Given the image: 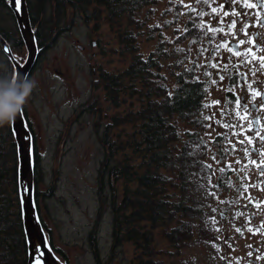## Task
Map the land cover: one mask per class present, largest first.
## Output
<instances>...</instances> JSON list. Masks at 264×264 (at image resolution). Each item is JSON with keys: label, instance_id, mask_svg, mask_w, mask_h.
<instances>
[{"label": "rangeland", "instance_id": "rangeland-1", "mask_svg": "<svg viewBox=\"0 0 264 264\" xmlns=\"http://www.w3.org/2000/svg\"><path fill=\"white\" fill-rule=\"evenodd\" d=\"M196 5L197 0H153L140 15L139 28L134 29L132 48L122 44L124 27L111 29L104 19L98 24L88 23L86 19L79 18L75 11L67 13L60 22L64 21L62 25L50 26L51 31L55 34L58 31V34L47 49L38 52L37 65L28 74L37 86L22 112L26 129L31 133V157L34 158L36 150L40 158L41 181L33 188L37 217L43 226L47 245L59 264H148L151 254L146 251L149 249L154 254V263L169 264L172 259L179 264L226 262L227 257L216 255L222 251L216 247L217 242L224 247L222 255H225V247L230 241L227 226L226 230L221 227V210L218 208L216 211L215 204L202 206L213 217V224L204 229V235L210 232L211 240L214 238L211 245L206 244L210 239L201 241L203 238L198 235V228L202 227L198 221L178 213L172 225H163V222L153 225L151 221L133 225L141 233H150L152 240L147 239L146 242L150 248H138L133 242L124 240L113 253L109 220L104 218L101 227L97 223L98 170L105 148L99 133L104 132L116 118L119 127L115 128L113 135L115 138L120 136L119 143L127 140V133L137 122L132 119L127 124L122 117H126L124 115L129 111L133 113V105L140 106L144 100L136 95L138 100L134 104L128 97L122 102V86L115 88L114 98L110 97L102 76L106 74L112 84V77L122 76L132 59L153 63L161 61L165 50L173 53L180 47L189 53L190 59L195 60V55H201L200 50L205 48L200 49V35L197 33L198 38L185 40L186 36L176 35L175 29L182 27L183 23H177L185 19L184 35H187V22L194 19L193 14L199 19L196 28L200 29L203 16H197L194 10ZM155 24L159 26L156 31L153 30ZM0 28L12 40L18 37V24L10 11L0 9ZM19 53L16 62L24 65L28 58L26 46L23 45ZM149 68L146 76L150 75ZM133 78L135 81L136 77ZM146 90L147 86L141 85L142 93ZM134 91V94H139L138 87L135 86ZM117 100L120 107L109 102L115 101L114 104H117ZM217 101L219 103H215ZM204 113L208 117L202 116L204 125L201 128L202 148L198 151L200 157L216 163V168L228 169L232 150L227 145L230 137L225 117L229 115V110L219 92L210 91ZM173 145L179 149L181 158H186L187 151L181 142ZM169 147L171 153V142ZM134 163L139 166L136 158ZM204 163L205 166L198 164L191 170L192 178L188 177L190 182L185 179L183 168V171L170 168L163 172L167 206L172 201L182 204L190 195H195L198 205L201 199H213L215 193L211 190L216 189L207 184L208 173L212 177L211 166ZM115 187L119 202L125 204L128 187L121 180L115 182ZM107 190H110V186ZM169 218L166 214L164 221ZM179 221L181 224H177ZM189 224L190 227L195 225L193 236L187 232ZM173 226L177 227V235L171 240ZM235 245L242 248V241ZM228 263L235 261L228 258Z\"/></svg>", "mask_w": 264, "mask_h": 264}, {"label": "trees", "instance_id": "trees-1", "mask_svg": "<svg viewBox=\"0 0 264 264\" xmlns=\"http://www.w3.org/2000/svg\"><path fill=\"white\" fill-rule=\"evenodd\" d=\"M152 2L153 0H26V9L34 33L37 52H42L50 46L51 40H54L58 34V31L56 34L52 32L50 26L53 24L58 26L69 11H75L79 18L86 19L88 23L98 24L100 20L104 19L111 29L124 27L122 44L132 48V44L135 42L134 29L139 28L140 15ZM0 9L10 11L16 19L15 12L10 6V0H0ZM193 17L194 19L187 22L189 33L184 35L186 36L185 40L191 37L198 38L195 34L200 33V30L196 28L199 19L194 14ZM63 23L64 21L60 25ZM157 28L159 26L155 24L153 30L156 31ZM18 31V37L14 41L0 28V36L7 43L15 61L20 54L19 49L23 45L25 46L20 29ZM0 48V65H5L7 70L13 73L12 59L1 45ZM187 62L194 63L189 56H187ZM149 66H151L150 61L134 58L122 76L112 77V84L109 83V77L105 76L106 74L102 76L110 97H113L115 88L122 86V102L127 97L128 100L132 99L133 104L138 100L137 96H142L144 99L140 106L133 105V113L129 111L124 115L126 117H122L125 118L124 122L127 124L132 119L137 122L133 124V129L127 133V140H122L119 143L120 136L114 137V130L119 127L116 118L104 132L99 133L105 148L98 170L97 223L101 227L104 225L105 219L109 220L112 230L113 253L116 248L121 247L124 240L133 242L138 248H150L146 243L147 239H151L150 233H141L139 228H134L133 225H141L146 221H151L153 225H158L157 222H163V225L167 226L172 225L178 218V213L200 223L202 228H198V235L203 238L201 241H204V238L210 239L206 243L209 245L214 241V238L211 240L210 232L204 235V229L212 224L210 221L213 217L209 211L198 205L195 195H190V198H187L186 208L183 203L178 201H172L167 206L163 178L165 170L173 168L178 171L183 168L185 179H189L192 178L191 170L195 169L196 165L205 166L203 158L198 152L202 148L201 128L204 125L200 114L206 100L203 84L198 83L194 77L190 76L189 69H187L185 84L182 85L177 79L175 87H172L170 99L167 101L170 116L169 132H157L152 127V120L155 116L152 115L151 76H146L147 73H145ZM134 76L136 77L135 81ZM141 85L147 86L145 93H142ZM135 86L139 88V94H134ZM109 102L120 107L119 100H117V104H114L115 101ZM164 104L166 101L160 102L162 110ZM13 133L11 124L0 127V264H29V246L21 203L18 147ZM179 141L187 151L186 158H181L179 149L173 145ZM170 142L171 153H169ZM135 158L139 160V166L134 163ZM32 166L34 185L36 186L41 181L40 158L36 150L34 158H32ZM210 179L211 176L208 173V186ZM119 180L128 187L125 204L119 202L115 187V182ZM190 181L191 179H189ZM109 186L110 190L106 191ZM187 188L189 189V183ZM166 214L170 218L164 221ZM177 224H181V222L179 221ZM194 226L190 227V224L187 226V232L191 236L196 232ZM170 232L171 240H173L177 235V227L173 226ZM146 252L151 254L148 264H164L162 262L154 263V254L151 249ZM172 256H175L174 253ZM169 264L179 263L176 259H172Z\"/></svg>", "mask_w": 264, "mask_h": 264}, {"label": "flooded vegetation", "instance_id": "flooded-vegetation-1", "mask_svg": "<svg viewBox=\"0 0 264 264\" xmlns=\"http://www.w3.org/2000/svg\"><path fill=\"white\" fill-rule=\"evenodd\" d=\"M250 2L254 3L255 0ZM214 8L217 9L216 12H213ZM194 10L199 18L203 16L198 41L201 40L200 49L205 48L200 50L201 55H195V60L191 59L194 63L187 62V56L190 55L183 47L173 53L165 50L160 57L161 61L151 63L149 68L152 82L151 103L152 115L155 116L152 127L157 132H169L170 116L167 101L172 93V84L177 79L182 85L186 83L187 69L191 77H195L198 83L203 84L206 103L201 116H207L204 110L210 91L220 93L221 100L229 110L227 118L223 114L220 115L225 117L227 123L226 130L230 137L227 145L231 146V159L228 169L216 168V163L203 159L207 166H211L212 177L209 183L216 189L211 190L213 194L215 193L213 195L215 203L210 197L209 201L201 199L199 205L202 207L215 204V210L218 208L221 210V227L226 230L227 226V237L230 241L225 247L227 249L225 255H222L224 247L219 242L216 244V247L222 249L221 253L216 255L227 257L223 264L227 263L228 258L235 261L230 264H264V231H257L264 225V191L261 190L264 189V175L260 174L258 167L261 161H264V156L260 155L264 153V110H261L264 100L253 97L248 87L251 84L252 89L264 92V69H261L258 60H253L250 55H244L248 48H252L257 57L264 56V9L260 7L249 9L243 5L242 0L235 2L200 0ZM225 12L229 15H224ZM233 12L239 15H231ZM232 20H236L234 30L229 29ZM180 23H183V26L177 27L175 34L184 36L185 19H180L177 25ZM210 28L223 31H210ZM232 31L235 32V36L231 34ZM245 31L248 35L244 34ZM240 40H244L245 43L239 45ZM221 43H227L232 51L218 47ZM258 48L261 50L258 51ZM233 52L239 55H234ZM238 97L241 99L240 108H237L235 103ZM163 100L166 104L162 110L160 102ZM245 103L249 112L247 119H242L246 115L242 108ZM248 138H251V143H248ZM253 160L256 164L250 162ZM183 205L186 208L185 202ZM212 220L210 222H213ZM237 228L240 229L239 232ZM249 228L252 231H248ZM239 241H242V248L235 245Z\"/></svg>", "mask_w": 264, "mask_h": 264}, {"label": "water", "instance_id": "water-1", "mask_svg": "<svg viewBox=\"0 0 264 264\" xmlns=\"http://www.w3.org/2000/svg\"><path fill=\"white\" fill-rule=\"evenodd\" d=\"M10 6L15 12L18 26L27 48L28 58L24 65H20L14 60L11 52H9L8 55L13 61L15 72L28 75L32 67L35 65L38 52L34 33L32 31L26 9V0H23L21 12H17L14 0H10ZM0 42L3 48L7 47L6 42L1 36ZM12 125L19 154L21 203L23 209V223L29 246V264H36L37 259L41 260V264H59L47 245L45 234L42 228L43 226L37 217L34 204V176L31 157V133H29L26 129L25 120L21 113L17 115L16 119L12 122ZM37 248L43 252L42 258L39 257Z\"/></svg>", "mask_w": 264, "mask_h": 264}, {"label": "clouds", "instance_id": "clouds-1", "mask_svg": "<svg viewBox=\"0 0 264 264\" xmlns=\"http://www.w3.org/2000/svg\"><path fill=\"white\" fill-rule=\"evenodd\" d=\"M36 86L27 74L10 73L5 65H0V127L16 119Z\"/></svg>", "mask_w": 264, "mask_h": 264}, {"label": "snow or ice", "instance_id": "snow-or-ice-1", "mask_svg": "<svg viewBox=\"0 0 264 264\" xmlns=\"http://www.w3.org/2000/svg\"><path fill=\"white\" fill-rule=\"evenodd\" d=\"M197 2H200V0H197ZM204 2H208V0H204ZM234 2H235V0H234ZM14 3H15L17 12H21L22 11L23 0H14ZM242 3H243V5L245 7L249 8V9H254V8H258V7L264 9V0H255L254 3L250 2V0H242ZM221 10H222V7H221ZM216 11H217V9L214 8L213 12H216ZM224 15L227 16V15H229V13L225 12ZM231 15L238 16L239 13L233 12V13H231ZM235 28H236V20H232L230 22V24H229V29L230 30H234ZM209 30L210 31H223L222 29H215V28H210ZM241 30H243V26H242ZM231 34L233 36H235V32L234 31H232ZM244 34L248 35L247 31H245ZM244 43H245L244 40H240L239 41V45H243ZM249 43H253V42L249 41ZM253 46L255 47V44H253ZM218 47L226 48L227 50L232 51V49L229 48L227 43H221V44L218 45ZM257 50L259 51L261 49L258 48ZM5 51H10V50L5 48ZM233 54L234 55H239L238 53H235V52H233ZM244 55L245 56H249L250 55L253 60H258L261 69H264V56L257 57L256 53L253 52L252 48H248L246 50V52L244 53ZM222 79H223V77H222ZM248 87L251 90V95L253 97H260L262 100H264V92H260V91H256V90L252 89L251 84H249ZM215 103H219V102L217 101ZM235 103H236L237 108L241 107V99L239 97L236 99ZM242 108H243V112L246 114L245 116L242 117V119H247V113L249 112V108H248L247 103L243 104ZM261 110H264V105H262ZM21 115H23V112H21ZM249 130H251V122H249ZM251 142H252L251 138H248V143H251ZM241 143H243V141H241ZM245 153H246V155L248 154L247 149H245ZM260 155L264 156V153H261ZM250 162L252 164H256V161H254V160L250 161ZM258 167L260 168V174L264 175V161H261V164L258 165ZM253 187H255V185H253ZM261 190L264 191V189H261ZM236 230L238 232L240 231L239 228H237ZM248 231H252V229L249 228ZM257 231H264V225H261V227L259 229H257ZM37 253L39 254L40 258L43 257V252H41L39 248H37ZM36 264H41V260L37 259Z\"/></svg>", "mask_w": 264, "mask_h": 264}, {"label": "bare ground", "instance_id": "bare-ground-1", "mask_svg": "<svg viewBox=\"0 0 264 264\" xmlns=\"http://www.w3.org/2000/svg\"><path fill=\"white\" fill-rule=\"evenodd\" d=\"M4 41H5V40H4ZM0 45H1V47H2V44H1V42H0ZM6 46H7V47H4V48L2 47V48H3L4 50H5V48H7V49H8V45H7V43H6ZM23 117H24V116H23Z\"/></svg>", "mask_w": 264, "mask_h": 264}]
</instances>
